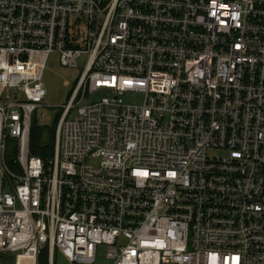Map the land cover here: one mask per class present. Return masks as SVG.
I'll return each mask as SVG.
<instances>
[{"label": "built area", "instance_id": "obj_1", "mask_svg": "<svg viewBox=\"0 0 264 264\" xmlns=\"http://www.w3.org/2000/svg\"><path fill=\"white\" fill-rule=\"evenodd\" d=\"M53 53L88 56L44 159ZM45 247L49 264H264V0H0V255Z\"/></svg>", "mask_w": 264, "mask_h": 264}, {"label": "rangeland", "instance_id": "obj_2", "mask_svg": "<svg viewBox=\"0 0 264 264\" xmlns=\"http://www.w3.org/2000/svg\"><path fill=\"white\" fill-rule=\"evenodd\" d=\"M87 56V54H84L79 59L80 67L62 65L58 58V53H53L50 56L47 69L44 74V81L48 94L44 100L45 105L38 108L34 115V124L38 123L40 125L50 127L56 123L64 110V105L69 101L75 83L82 73ZM67 82H70V85H67ZM103 94L104 92H99L95 95V97H100ZM124 101L127 103H138L142 101V96L137 93H126L124 95ZM212 153L219 154V152L216 151ZM0 261L2 264H15L14 255L11 252L7 255H0ZM54 264L73 263L70 262L61 252L56 251Z\"/></svg>", "mask_w": 264, "mask_h": 264}, {"label": "trees", "instance_id": "obj_3", "mask_svg": "<svg viewBox=\"0 0 264 264\" xmlns=\"http://www.w3.org/2000/svg\"><path fill=\"white\" fill-rule=\"evenodd\" d=\"M59 119L54 125L48 127L38 123H32L31 152L44 159L53 156L56 143V129ZM38 264H49V252L45 247L41 250Z\"/></svg>", "mask_w": 264, "mask_h": 264}]
</instances>
